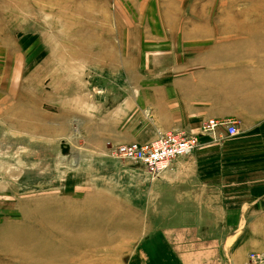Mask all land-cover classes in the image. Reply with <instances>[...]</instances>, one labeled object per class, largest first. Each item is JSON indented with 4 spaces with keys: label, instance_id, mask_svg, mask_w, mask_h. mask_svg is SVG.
<instances>
[{
    "label": "rangeland",
    "instance_id": "1",
    "mask_svg": "<svg viewBox=\"0 0 264 264\" xmlns=\"http://www.w3.org/2000/svg\"><path fill=\"white\" fill-rule=\"evenodd\" d=\"M229 33L264 34V0H0V264L131 262L159 177L113 148L164 132L142 88ZM247 240L223 264H264Z\"/></svg>",
    "mask_w": 264,
    "mask_h": 264
},
{
    "label": "crops",
    "instance_id": "2",
    "mask_svg": "<svg viewBox=\"0 0 264 264\" xmlns=\"http://www.w3.org/2000/svg\"><path fill=\"white\" fill-rule=\"evenodd\" d=\"M191 43L202 47L142 88L156 127L195 135L197 146L160 174L161 209L148 218L159 226L128 250L131 264H223L246 255L248 238L264 250V34ZM208 120H232L236 134H201Z\"/></svg>",
    "mask_w": 264,
    "mask_h": 264
},
{
    "label": "built area",
    "instance_id": "3",
    "mask_svg": "<svg viewBox=\"0 0 264 264\" xmlns=\"http://www.w3.org/2000/svg\"><path fill=\"white\" fill-rule=\"evenodd\" d=\"M224 128L227 136H234L236 129L232 120H209L200 130L201 134L216 136L218 129ZM197 146L195 135L165 132L145 144L136 142L114 146L113 156L123 158L141 165L150 180H154L171 169L174 160L189 155Z\"/></svg>",
    "mask_w": 264,
    "mask_h": 264
},
{
    "label": "bare ground",
    "instance_id": "4",
    "mask_svg": "<svg viewBox=\"0 0 264 264\" xmlns=\"http://www.w3.org/2000/svg\"><path fill=\"white\" fill-rule=\"evenodd\" d=\"M209 121V120H208ZM208 121H206V122H204L203 124H202V126L203 125H205ZM202 126H201V130H202ZM165 132H172V133H182V134H185L184 132H181V131H177V130H170V131H164V132H162V133H165ZM158 135V134H157ZM186 135H188V134H186ZM229 137H232V136H229ZM156 138V137H155ZM154 138V139H155ZM153 139V140H154ZM153 140H151V141H153ZM151 141H149V142H151ZM149 142H145V143H149ZM145 143H138V144H145ZM122 145V144H121ZM116 146H118V145H116ZM112 156V155H111ZM113 157H115V156H113ZM149 177H150V175H149Z\"/></svg>",
    "mask_w": 264,
    "mask_h": 264
}]
</instances>
